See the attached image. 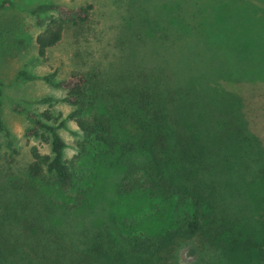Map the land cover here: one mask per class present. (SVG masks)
I'll return each instance as SVG.
<instances>
[{"label": "rangeland", "instance_id": "obj_1", "mask_svg": "<svg viewBox=\"0 0 264 264\" xmlns=\"http://www.w3.org/2000/svg\"><path fill=\"white\" fill-rule=\"evenodd\" d=\"M143 1L146 2L0 0V4H11H6L0 10V121L9 133L8 136L0 133V227L18 222L25 214L26 201L19 185L23 186L26 180L31 148H37L41 154H50L49 143L27 135L35 126V119H42L39 114L45 111H49L54 120L48 124L58 127L60 122H64V127L57 128L56 133L65 144L63 159L70 172L68 194L44 182H35L34 185L38 204L45 211V228L51 237H59L85 259H95L97 253L109 251V256L104 255L109 263L102 261L104 264H115L110 258H116L118 254L121 264H144L142 260H133L127 253L124 238L141 233L161 234L187 211L186 207L155 198L147 192L126 191L127 188L122 185L125 172L135 167L147 168L151 161L142 155L130 154L120 146L105 151L89 141L83 149L80 148L78 144L84 139L75 124L68 120L72 108L60 101L65 96V90L53 88L43 80L53 72L56 73L54 80L58 82L66 79L71 71L86 73L92 70L100 71L101 79L108 80L107 84L120 81L122 70L138 76L146 87H152L160 79L174 80L171 65L161 59V56H171L164 38L167 32L169 40L182 45L179 40L182 35L168 33L165 22L168 10H164L165 5L161 6L163 11L157 17L159 22L165 23L158 25L159 30L152 33L147 27V20H152L154 11ZM194 2L195 28L191 26L190 36L192 40L196 37L195 59L198 56V72L205 76V81L202 87L195 86L194 90L201 98L197 100L196 94V100L194 98L192 101L197 107L193 110L189 106L191 112L187 111L182 117L181 126L201 131L208 151L213 156L220 155L216 156L220 157L218 163L212 160L215 171L227 170L229 167L225 164L229 165V161L225 157L229 150L236 149V143L240 140L233 137L232 145L226 144L224 148L220 141L213 140V129L209 124L205 125L197 115L189 114L203 110L209 114L208 121H212L222 112L228 117H233L231 112L237 113L239 119L235 120V125L241 126L237 130L246 139L243 146L251 145L258 157L253 163L255 166L251 167L247 155L243 156L244 165L250 171L240 169L241 174L233 172L230 181L227 174L228 180L223 176L219 178L218 189L228 183L232 198L228 200L225 197L218 223L221 225L223 220V226L227 227L224 219H228L230 226L232 222H239L240 217L248 218L241 239L251 237L250 234L258 236L263 232L258 216L264 197V181H260L256 171L264 163V0ZM41 4L68 9L91 6L89 20L81 27L82 30L69 23L61 40L47 51L44 60L37 56L34 39L51 18L58 16L55 13L42 14L39 19L44 26H37L31 11ZM174 28L177 29L176 26ZM154 33L157 41L162 43L158 53L157 47L149 46L148 42L149 39L152 42L155 40ZM171 33L174 31L171 30ZM182 47L186 49V46ZM165 59L168 61V58ZM231 64L242 71V76L231 74ZM20 72L33 79L23 78ZM202 88L207 92H202ZM45 98L52 101L38 103ZM15 108L20 111H15ZM207 129L210 133H207ZM40 132L48 136L46 132ZM9 141L11 147L8 146ZM243 151L249 153L251 149L245 147ZM243 191L247 198L243 197ZM238 194L241 196L237 197ZM79 197L81 200L78 203L76 199ZM234 200L240 202L239 207ZM219 213L220 208L218 216ZM208 235L210 237L181 244L173 252L151 259L146 264H245L250 253L245 251L246 254L243 247L236 246L227 237L215 238L213 232ZM204 239H208V245Z\"/></svg>", "mask_w": 264, "mask_h": 264}, {"label": "trees", "instance_id": "obj_2", "mask_svg": "<svg viewBox=\"0 0 264 264\" xmlns=\"http://www.w3.org/2000/svg\"><path fill=\"white\" fill-rule=\"evenodd\" d=\"M194 1L163 0L162 3L161 0L143 1L154 11L152 20L151 18L147 20V27L152 33L159 30L158 25L166 22L169 34L182 35L179 39L182 45L180 42L169 40L167 32L164 38L171 56H161V59L171 65L174 80L160 79L152 87H146L138 76L126 70L121 71L120 81L114 80L113 84H107L108 80L101 79L102 75L98 70L86 73L71 71L66 79L58 82H55L56 73L53 72L43 80L53 88L65 90V96L60 101L72 108L68 120L75 124L84 139L78 144L80 148L83 149L84 144L89 141L91 145L102 147L105 151L120 146L130 154L142 155L151 161L147 168L135 167L125 172L122 185H125L126 191L134 189L147 192L155 198L168 200L187 208V211L178 217V221L161 234L141 233L126 236L124 238L126 251L133 260H142L146 264L151 259L173 252L181 244H189L201 237H210L208 234L213 232L215 238L227 237L236 246L243 247L244 252L250 253L245 264H264V197L260 203L261 210L258 216L263 232L258 236L250 234L251 237L241 239L244 237L242 229H246L248 218L240 217L239 222H232L230 226L228 219H224L227 227L223 226V220L221 225L218 223V218L222 217L225 197L228 200L232 198L228 183L218 189L219 178L221 176L226 178L227 174L230 181L233 172L237 171L241 174L240 169L250 171L244 165L243 156L247 155L251 167L255 166L253 163L258 157L257 152L252 151L251 145L243 146L246 139L243 137L244 134L237 130L241 126L235 125V120L239 119L237 113L231 112L233 117H228L222 112L220 117L214 118L215 121H208L209 114L203 110H198L197 114L194 112L189 114V116L197 115L199 121L201 119L203 124H209L210 129H213V140L220 141L224 148L226 144L232 145L233 137L240 140L236 143V149L229 150L225 157L229 161V165L225 164L229 167L227 170L215 171L212 160L215 159L217 162L220 157L216 156L220 155L213 156L210 150L208 151V145L201 131L185 125L186 130L181 126L182 117L187 111L191 112L189 106L193 110L197 107L192 101L196 94L199 95L198 91L194 90L195 86L200 88L205 81V76L203 74L201 76V72H198V56L197 60L195 59L196 37L194 36L195 40H192L190 36L191 26L195 28ZM6 4L11 5L9 2H2L0 10ZM162 5H165L164 10H168L165 22L157 20L158 15L163 11ZM90 10V5L78 9H68L54 4H41L35 7L31 14L36 18L37 26H44L43 21L39 19L42 14L55 13L58 16L51 18L43 31L35 37L37 56L42 60L46 58L47 51L61 40L69 23L81 31V27L89 20ZM171 30L174 33H171ZM155 33L153 34L155 40L152 42L149 39L148 42L149 46L157 47L158 53V47L162 43L157 41ZM182 46H186V49ZM165 58H168V61ZM231 65L233 66L231 74L235 77L242 76V71H239L237 66ZM20 76L27 80L33 79L24 72H20ZM201 91L207 92L203 88ZM205 94L208 96V93ZM199 98L201 97L198 96L197 100ZM51 101L52 99L45 98L38 103ZM15 111L20 110L15 108ZM39 116L42 119H35V126L27 132V135L39 138L43 143H49L50 154H41L35 147L30 150L31 162L26 167V180L23 186L19 181L20 190L26 201L23 212L25 214L18 222L0 227V264H104L102 261L109 263L104 256H109V251L97 253L95 259H85L80 252L74 251L65 242L59 240V237H51L46 231L45 211L43 206L38 204V195L35 196V182H44L45 185L68 194L70 172L63 159L65 144L56 133L57 128L64 127V122H60L58 127L48 124L54 121L49 111ZM210 118L213 117L210 115ZM40 131L46 132L48 136ZM0 133L9 135L1 121ZM207 133H210L209 129ZM8 146L11 147L10 141ZM245 147H249L251 152L245 153L243 151ZM99 151L103 150L99 149ZM256 171L260 181H264V163ZM239 196L241 195L238 194L237 197ZM243 197L247 198V194L245 193ZM80 200V197L76 199L78 203ZM234 202L239 207L240 202L235 200ZM219 208L220 216H218ZM204 241L208 245V239ZM120 259L119 254L116 258H110L115 264H121Z\"/></svg>", "mask_w": 264, "mask_h": 264}]
</instances>
